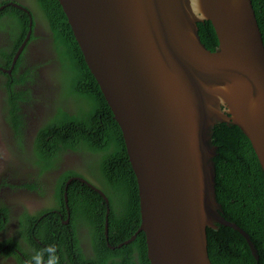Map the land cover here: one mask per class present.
<instances>
[{"label":"water","instance_id":"water-1","mask_svg":"<svg viewBox=\"0 0 264 264\" xmlns=\"http://www.w3.org/2000/svg\"><path fill=\"white\" fill-rule=\"evenodd\" d=\"M58 1L137 178L141 223L118 247L144 232L151 264H212L207 228L221 223L259 258L250 235L220 212L212 142L218 122L239 126L264 170V40L252 0ZM206 20L215 50L199 34Z\"/></svg>","mask_w":264,"mask_h":264},{"label":"trees","instance_id":"trees-1","mask_svg":"<svg viewBox=\"0 0 264 264\" xmlns=\"http://www.w3.org/2000/svg\"><path fill=\"white\" fill-rule=\"evenodd\" d=\"M36 3L53 32L57 56L62 71L67 75L63 86L64 94L85 101L74 112L59 106L55 119L41 128L36 141L39 157L37 163L45 170L51 168L55 166L60 153L66 149L99 153L93 175L98 180L97 186L100 185V190L109 199L107 204L100 192L79 179H73L67 184L77 173L73 170L65 172L58 179L56 196L64 217L67 218L68 210L71 212L70 223L63 224L59 213L52 207H46L41 215L43 225L40 230L45 237L42 240L48 244L54 243L58 251L62 249L61 258L54 254L58 258L57 264H151L147 256L144 232L138 233L132 242L118 247L136 233L141 223L137 178L129 161L121 128L84 59L59 1L36 0ZM252 4L264 40V0H252ZM4 16L16 17L21 30L13 52L2 50V54L11 60L30 28V14L16 6H9L0 11V18ZM198 27L202 42L208 49L215 50L219 40L211 21L199 22ZM19 62L21 63V58L18 64ZM17 67L16 65L15 72ZM9 95L13 110L11 118L18 128V116L15 112L18 110L16 105L18 106L19 95L12 87ZM212 142L217 147L213 159L220 212L250 235L259 257L256 258L253 254L247 239L239 230L216 223V228H207L212 264H264V170L249 138L239 126L218 122L213 128ZM65 190L68 192L67 202ZM108 207L107 239L105 224ZM8 213L7 207L0 209V227L9 218ZM80 216L85 219L86 224L83 225L93 229L97 258H86L79 245L76 224ZM34 220L36 217L29 221L31 230ZM34 230L37 231L38 226ZM9 240L11 242L12 239ZM1 246L3 243L0 248ZM70 251L73 258L68 259L66 254L70 257ZM8 253L15 254L13 247H10ZM23 254L29 261L36 256L32 257L27 252Z\"/></svg>","mask_w":264,"mask_h":264},{"label":"flooded vegetation","instance_id":"flooded-vegetation-1","mask_svg":"<svg viewBox=\"0 0 264 264\" xmlns=\"http://www.w3.org/2000/svg\"><path fill=\"white\" fill-rule=\"evenodd\" d=\"M25 1L0 0V6H5L0 11L9 6L15 7L13 4L17 3L28 8L26 11L16 6L30 14V21L32 20L29 28L31 33L25 47L17 59L15 57L18 50L10 60L2 54V50L13 52L21 30L16 17L0 18V26H2V29L0 28V209L3 207L9 209V218L4 219L5 224L0 227V244L3 243L0 248V264H34V259L31 258L32 261H29L23 252H27L32 257L41 254L43 264H48L50 256L54 254L61 258L62 249L58 251L55 248V253L45 250L49 246L56 245L44 242L42 240L45 239L44 233L40 229L43 225L42 211L46 207H52L59 213L63 224L70 223L71 212L69 211L67 218L64 217L56 196L58 179L65 172L73 170L77 174L72 177H82L89 186L97 191L100 189L97 186L98 180L93 175L99 153L66 149L60 153L55 166L51 168L45 170L37 163L39 157L36 152V141L41 128L55 119L59 106L74 112L83 106L85 101L70 95L65 96L63 86L66 84L67 75L62 71L57 56L53 32L45 15L38 8L36 0L31 2V6L34 5L33 9ZM25 39L26 37L22 43ZM20 58L21 63L18 64ZM16 65L18 67L15 72ZM22 79L23 81H19ZM11 87L16 91L17 96L19 95L18 106L16 105L18 110L15 112L18 116V128L11 118L13 115L9 95ZM65 193L68 197L67 190ZM33 217H36V220L33 221L34 226L31 230L29 221L33 220ZM77 220L76 228L82 252L88 259L97 258L93 229L83 225L86 224L83 216L78 217ZM35 226H38L37 231L34 230ZM9 239H12L11 242ZM10 247H13L15 254L8 253ZM71 254L70 257L68 253L66 254L68 259L73 258V253Z\"/></svg>","mask_w":264,"mask_h":264},{"label":"clouds","instance_id":"clouds-1","mask_svg":"<svg viewBox=\"0 0 264 264\" xmlns=\"http://www.w3.org/2000/svg\"><path fill=\"white\" fill-rule=\"evenodd\" d=\"M45 250L50 252V253H55V247L54 246H49ZM33 259L35 261V264H43V260H42L41 254L38 253ZM57 260H58V258L55 255H52V256H50V258L48 260V264H57Z\"/></svg>","mask_w":264,"mask_h":264},{"label":"rangeland","instance_id":"rangeland-1","mask_svg":"<svg viewBox=\"0 0 264 264\" xmlns=\"http://www.w3.org/2000/svg\"><path fill=\"white\" fill-rule=\"evenodd\" d=\"M32 1H33V0H26L25 3H26L27 5H29V6L33 9V8H34V5L31 6V2H32ZM35 12L38 13L36 9H35ZM0 28L2 29V26H0ZM90 181L93 182V183H95V184H97V183H96L95 181H93L92 179H90ZM99 186H100V185H99Z\"/></svg>","mask_w":264,"mask_h":264},{"label":"bare ground","instance_id":"bare-ground-1","mask_svg":"<svg viewBox=\"0 0 264 264\" xmlns=\"http://www.w3.org/2000/svg\"><path fill=\"white\" fill-rule=\"evenodd\" d=\"M35 13V12H34ZM82 165V164H81ZM58 204V203H57Z\"/></svg>","mask_w":264,"mask_h":264}]
</instances>
